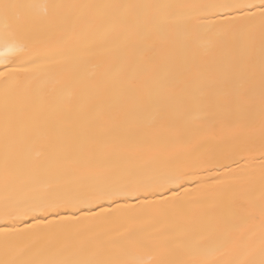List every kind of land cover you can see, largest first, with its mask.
Returning a JSON list of instances; mask_svg holds the SVG:
<instances>
[{
    "label": "snow or ice",
    "instance_id": "snow-or-ice-1",
    "mask_svg": "<svg viewBox=\"0 0 264 264\" xmlns=\"http://www.w3.org/2000/svg\"><path fill=\"white\" fill-rule=\"evenodd\" d=\"M0 186V264H264V0H0Z\"/></svg>",
    "mask_w": 264,
    "mask_h": 264
},
{
    "label": "bare ground",
    "instance_id": "bare-ground-1",
    "mask_svg": "<svg viewBox=\"0 0 264 264\" xmlns=\"http://www.w3.org/2000/svg\"><path fill=\"white\" fill-rule=\"evenodd\" d=\"M57 2L73 3V2H85V0H57ZM184 2L199 4V3H212V2H216V0H184ZM187 186L191 187L192 184L189 183ZM4 195L5 193H4L3 187L0 186V200L3 199Z\"/></svg>",
    "mask_w": 264,
    "mask_h": 264
}]
</instances>
